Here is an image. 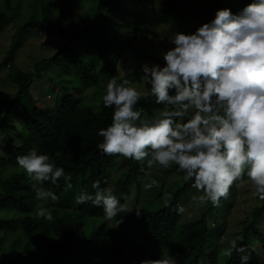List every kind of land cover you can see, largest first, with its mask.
<instances>
[{"label": "trees", "instance_id": "1", "mask_svg": "<svg viewBox=\"0 0 264 264\" xmlns=\"http://www.w3.org/2000/svg\"><path fill=\"white\" fill-rule=\"evenodd\" d=\"M161 1L160 12L164 15L176 14L181 7L192 8L193 13L187 20L191 26L196 20L199 25L211 20L217 9L228 8L236 13L250 2L214 0L189 5L182 0ZM93 3V19L74 27L53 15L52 8L62 14L68 12L65 5H55L51 0H32L31 14L19 27L55 32L62 43L50 56L34 62L32 70L12 69L13 64L8 68L12 69L8 79L16 91L12 98H5L6 106L0 118V128L6 130L1 147L4 155L0 157H5L9 165L21 171L0 177V211L12 210L21 216H0V231L11 229L9 242L3 247L0 244V264H139L141 259L155 260L168 254L175 256L177 264H240L243 254L248 256L246 264H264V231L257 224V216L264 215V199L256 195L258 202L251 212L252 221L243 226L237 241L238 245H243L244 253L233 251L222 263L218 260L217 242L224 225L217 210L228 203V196L221 198L217 206L204 205L200 215L182 220V212L177 209L181 207V195L185 197L192 187L191 180L175 188L156 190L157 196L166 192L168 198L157 206L144 207L139 215H126L124 221L128 233L102 219V207L90 201L75 203V197L82 190L94 191L91 187L94 180H99L101 187L110 189L124 203L129 183L133 180L138 183L148 167L142 161L119 154H104L96 148L102 139L96 134L97 130L111 122L112 107H104L101 99L102 111L107 116L104 121L76 101L71 93L75 92L74 85L85 90L106 84L111 77H116L125 51L136 59L133 70L125 76L126 80L140 71L145 60L164 63L157 53L136 43L135 36L140 26L138 16L130 17L133 33L120 37L115 35L109 24L111 12L105 14L103 11L107 0H93ZM11 4V0L0 4V26L13 21L17 5ZM178 30L186 33L181 27ZM107 33L110 34L109 40L117 43V48L104 56L102 45ZM48 68L59 76H48ZM40 73L58 89H52L57 99L53 108L48 104L39 107L30 90L32 79ZM154 102V97L141 96L134 108L141 112L142 117H149ZM34 147L47 153L66 174L71 173V187L65 186L62 177L56 185L44 183L58 196L55 202L37 198L31 187L33 181L16 162L17 156ZM40 207L52 213L51 221L36 215ZM123 215V212L119 214V220Z\"/></svg>", "mask_w": 264, "mask_h": 264}, {"label": "clouds", "instance_id": "2", "mask_svg": "<svg viewBox=\"0 0 264 264\" xmlns=\"http://www.w3.org/2000/svg\"><path fill=\"white\" fill-rule=\"evenodd\" d=\"M170 43L173 46L161 53L162 65L141 66L143 93L126 79L108 80L102 102L112 107L111 122L97 130L102 139L96 148L142 161L149 168L176 165L183 180H191L201 205L217 206L242 174L251 181L253 195L264 199V0H250L236 13L217 9L194 32H174ZM142 94L164 106L157 115L142 117L134 108ZM16 162L33 181L31 187L39 199L58 200L45 182L56 185L62 177L65 186L71 187V173L35 147L17 156ZM100 184L94 180V191L82 190L75 203L90 201L102 207L105 218H115L116 224L122 212L135 208L139 215L133 204L122 203ZM36 215L53 219L45 207ZM233 251L244 253L236 239L228 242L225 255ZM247 260L246 254L240 256V264ZM139 264L177 261L168 254L141 259Z\"/></svg>", "mask_w": 264, "mask_h": 264}, {"label": "rangeland", "instance_id": "3", "mask_svg": "<svg viewBox=\"0 0 264 264\" xmlns=\"http://www.w3.org/2000/svg\"><path fill=\"white\" fill-rule=\"evenodd\" d=\"M4 0H0L3 4ZM53 4H63L66 6L68 12L59 13V10L52 8L53 15L56 19L62 20L66 25H73L78 27L81 22L91 21L93 7V0H51ZM189 5H195L199 2L211 3L214 0H182ZM13 5H17L14 10V19L8 24L0 26V118L4 113L6 106L5 100L12 98L16 88L13 83L8 79L9 72L14 68H19L22 71L32 70L34 62L37 60L50 56L56 51L58 46L62 43L59 34L55 32H43L35 29H20V25L31 14L32 0H11ZM55 2V3H54ZM141 2V3H140ZM161 0H107L103 11L105 14L111 12L112 18L109 24L117 36H129L133 33L132 16H138L140 26L136 32L135 41L142 45L145 50L157 53L160 57L161 53L168 50L173 45L170 43L174 32L179 31L181 27L186 33L194 32L199 27V22L196 20L194 26L187 24L191 14L193 13L190 7H181L176 14L164 15L160 12L163 6ZM11 4V5H12ZM12 5V6H13ZM117 5L115 8L114 6ZM27 14V16H26ZM180 32V31H179ZM110 34L107 33L103 39V53L106 56L109 52L117 48V43L110 41ZM8 62L5 64V61ZM13 64L10 70L9 65ZM136 59L128 51H125L123 59L119 62L117 68L116 78L119 81L125 80L134 68ZM149 66L153 64L162 65L154 62L153 60H145L143 65ZM48 76L51 78L59 76L55 70L48 68L46 70ZM46 74V75H47ZM56 75V76H55ZM143 73L140 71L134 74L133 78L128 80L129 86L135 87L138 91L143 93L144 82L142 80ZM64 76H62L63 78ZM66 77V76H65ZM68 78V77H66ZM69 86L74 84H69ZM106 84H97L93 87L84 90L80 89L79 85L75 84V92L71 91L76 101L82 107L88 109L92 114L100 116L104 121L107 116L103 113L100 101L104 95ZM58 91L57 87L47 81L45 75L40 73L31 81L30 90L36 98L37 105L41 108L44 104L50 105L52 108L56 105L55 93L52 89ZM48 95L50 98H48ZM144 97L145 95H141ZM54 97V98H52ZM59 97V95H58ZM6 98V99H5ZM56 99V100H55ZM164 106L154 102L151 114L152 117L157 115ZM145 117V116H143ZM6 135V130L0 128V152L2 143ZM174 164L169 168L154 165L151 168H146V172L140 178L139 182L132 181L128 185L127 197L124 201L125 204H133L139 211L144 207L157 206L168 198L166 192L156 195V190L164 188H175L184 182L182 173L174 168ZM21 171L20 168L9 165L5 157H0V177H7L11 173ZM155 180V184L151 188H145L144 185ZM253 185L246 175L242 174L238 181H234L233 185L229 188L228 203L223 204L217 210L219 220L224 225L222 234H220L217 242L218 246V260L222 263L226 258L225 250L228 247V242L241 237L242 228L246 223L252 221L251 212L257 205L258 199L253 195ZM199 193L193 187L187 190V193L181 195L180 206L183 208L182 220L192 219L204 211L205 206L201 205L198 200ZM13 212L12 210L0 211V216L14 215L17 218L21 216L20 213ZM120 222L116 224V220H108L104 214L101 218L106 220L110 226L128 233V228L125 225V216L131 213H136L134 208L131 211L123 212ZM257 224L264 231V215L257 216ZM17 227V225H16ZM11 229H3L0 231V244L1 247L6 246L10 240ZM255 248L258 245L254 246ZM1 254V253H0Z\"/></svg>", "mask_w": 264, "mask_h": 264}]
</instances>
